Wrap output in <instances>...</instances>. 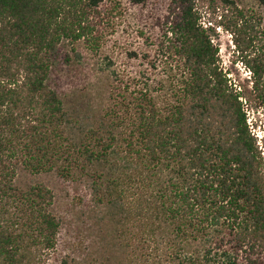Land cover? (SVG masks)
I'll return each mask as SVG.
<instances>
[{"label":"trees","instance_id":"1","mask_svg":"<svg viewBox=\"0 0 264 264\" xmlns=\"http://www.w3.org/2000/svg\"><path fill=\"white\" fill-rule=\"evenodd\" d=\"M195 1L169 0L164 17L165 52L184 74L176 100L163 111L138 103L127 132L110 110L80 124L48 85L64 45H97L92 20L101 1L0 0V264H45L60 230L53 192L42 183L17 187L19 166L64 179L89 174L95 207L118 223V254L129 249L138 211L142 232L151 231L148 181L163 168L169 181L157 214L181 241L203 237L201 264H264V152L240 92L216 65ZM246 65L251 90L242 96L264 110V59ZM98 167L107 174L96 175Z\"/></svg>","mask_w":264,"mask_h":264},{"label":"rangeland","instance_id":"2","mask_svg":"<svg viewBox=\"0 0 264 264\" xmlns=\"http://www.w3.org/2000/svg\"><path fill=\"white\" fill-rule=\"evenodd\" d=\"M100 1L92 20L97 45L93 50L82 43L64 45L48 85L80 124H92L110 110L129 132L137 104L152 102L165 110L176 100L177 84L184 77L179 61L165 52L169 0ZM228 2L197 0L194 11L217 50L216 65L228 87L241 94L246 124L264 152V110L254 99L246 101L242 96L244 88L251 90L252 82L246 62L264 59V9L254 0ZM262 169L264 177V161ZM95 171L107 174L103 167ZM72 177L64 179L53 171L32 175L22 166L16 170L17 187L42 183L54 194L60 230L45 264H201L203 237L181 241L174 225L157 214L159 195L169 181L167 170L154 169L148 181L152 193L144 213L151 231L142 232L138 211L130 224L129 249L119 254L118 223L106 221L105 209L95 207L89 174L76 170Z\"/></svg>","mask_w":264,"mask_h":264},{"label":"built area","instance_id":"3","mask_svg":"<svg viewBox=\"0 0 264 264\" xmlns=\"http://www.w3.org/2000/svg\"><path fill=\"white\" fill-rule=\"evenodd\" d=\"M258 139H256V141H257ZM257 144L259 143L258 141L256 142Z\"/></svg>","mask_w":264,"mask_h":264}]
</instances>
